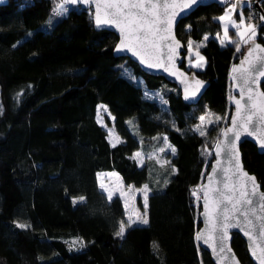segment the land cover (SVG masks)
Listing matches in <instances>:
<instances>
[{
	"label": "trees",
	"instance_id": "1",
	"mask_svg": "<svg viewBox=\"0 0 264 264\" xmlns=\"http://www.w3.org/2000/svg\"><path fill=\"white\" fill-rule=\"evenodd\" d=\"M254 2L245 10L260 18ZM59 3H0V264H214L197 241L196 192L221 134L209 128L201 136L195 128L207 109L231 117L230 70L247 49L217 40L216 18L225 9L200 7L177 28L186 47L209 37L205 67L190 71L209 86L189 104L174 84L116 57L118 37L96 31L91 10L68 6L54 16ZM258 29L264 44L261 23ZM101 105L123 139L116 146L98 121ZM164 138L176 151L170 163L148 159L141 167L134 153L153 152ZM241 149L264 190V154L250 142ZM112 171L151 190L148 224L123 235L124 203L109 199L98 179ZM233 247L243 264H253L238 234Z\"/></svg>",
	"mask_w": 264,
	"mask_h": 264
},
{
	"label": "water",
	"instance_id": "2",
	"mask_svg": "<svg viewBox=\"0 0 264 264\" xmlns=\"http://www.w3.org/2000/svg\"><path fill=\"white\" fill-rule=\"evenodd\" d=\"M61 1L63 2V0ZM162 2L163 0H161V3ZM176 2L179 5L187 2V0H176ZM111 3H113V0H82V2L81 0H77L75 5L68 6L91 10L96 31H109L118 37V42L114 49V55L116 57L129 58L146 74L161 77L167 82L174 84L180 89L182 97L186 103L197 104L202 99L209 84L207 81L199 79L194 74H191L189 70L183 68L187 49L185 43H183L177 36V28L182 20L191 16L198 8L215 4L222 9H226L229 5V0H199V3L193 5L190 10L183 11L180 7H177L175 11L178 15L175 17L170 31L167 33H159L155 38L156 43L154 46L151 43L152 38L150 37L147 47L139 45L135 41H129L127 31L122 34L120 28L115 24L97 25L95 19L97 14L101 20L110 18L108 13L109 11H114V9L110 10L106 8L105 5ZM262 4H264V0H255L254 2V6L260 15L261 25L264 27V10ZM97 6H99V9ZM169 11L172 10L170 9ZM121 41L129 43L132 50L121 49ZM177 41L179 44H177ZM255 45L264 48V44L260 41H251L244 57L239 62L234 63L231 67V97L229 99V105L232 108V112L227 128L232 127L231 119L237 117L235 100L241 99L242 90L244 99L241 100L242 111L240 116L245 115L244 109L249 95H252L253 97V100L250 103L254 104L257 109L264 107V95H262V93H264V77L256 78L255 83L251 84V92L246 88H243L239 79H233L234 76H239V73H234L232 71L233 66H241V61L245 59L249 49H253V53L251 57H248V60L253 63H257V56H264V53L259 52V50L255 48ZM133 51L137 52L138 55H133ZM141 58H143V63H141ZM148 64H160L162 66L150 68L147 66ZM243 67L249 68L250 65L248 62H245ZM196 81H200L201 83L197 85ZM193 92H195L194 96L192 95ZM186 95L189 97L188 99L185 98ZM237 118L239 119V117ZM256 128V135L248 136L242 134L240 139L235 142L236 147L233 151L238 153L239 165L242 167V171L237 167H234L233 164L228 161L224 153L217 156V149L214 145V160L200 186L201 226L197 233V237L199 236L200 238H197V241L201 249L210 254L214 264H243L233 247L235 234H238L246 243L248 257L253 264H261V257L264 256V252H262V249H264V199H262V196H264V190L257 177L245 168L241 149L244 143L250 142L257 147L259 153L264 154V150L261 149L259 139L257 138L258 135L264 133V125L257 121ZM218 142L226 144L227 140H225L223 136H220V139L216 143ZM217 161H219V164ZM213 167H216V173H213ZM244 173H247L249 177H255V184L258 186L255 188V194H252V181L248 180L247 177L244 176ZM214 189H219L224 196L230 197V199H224L219 196L217 192L213 191ZM205 191L208 192L207 212L204 201ZM245 191H247L249 195L242 196L241 193ZM221 199H223V203H220ZM248 199L252 200L251 204L244 203V201ZM233 204H235V207H233ZM225 205H227L230 219L227 222L228 226L222 228L219 218L223 214L221 209H223ZM241 212H244L247 218L245 215H241ZM249 221L251 222L249 223ZM221 233H226L223 238V252L219 250V236ZM254 251L255 255H253Z\"/></svg>",
	"mask_w": 264,
	"mask_h": 264
},
{
	"label": "snow or ice",
	"instance_id": "3",
	"mask_svg": "<svg viewBox=\"0 0 264 264\" xmlns=\"http://www.w3.org/2000/svg\"><path fill=\"white\" fill-rule=\"evenodd\" d=\"M82 2V0H81ZM77 3V0H63L62 3H59L57 7L53 10L54 16H61L65 15L70 9L68 5H75ZM199 3V0H187V2H184L182 4H177L176 0H163L161 3V0H113V3L106 4L105 7L114 11H109V19L101 20L99 15L97 14L95 19L97 25L100 24H115L117 27L120 28L121 33L124 34L125 31H127V36L129 41H135L139 45H144L147 47L149 38L151 37V43L154 46L156 43V36L161 32H169L171 25L175 19V17L178 15V13L175 11L177 7H180L181 10H190L193 5H196ZM235 7V5H233ZM99 9V6H97ZM172 11H169V10ZM221 21H229L231 24V27L235 29H239L243 25V17H241L240 23H236L235 20H233L232 16L229 14V12H226L225 15L219 17ZM248 31L254 32V27L249 24L247 26ZM224 35L227 37L228 35V26L226 25L224 27ZM243 36V34H240ZM223 43V41H222ZM177 44L179 42L177 41ZM191 45V41L189 42V46ZM121 49L124 50H132L129 43H126L125 41H121L120 45ZM255 48L259 50V52L264 53V48H261L259 45H255ZM237 51H240L239 47L237 48ZM253 53V49H249L247 56L244 60L241 61V66L236 67L233 66L232 71L234 73H239V76H234L233 79H239L241 81V84L243 88H246L249 92L252 91L251 84L255 83L256 78L258 77H264V56H257V63H253L252 61L248 60V57H251ZM133 55H138L137 52L133 51ZM198 59L200 61H203V57L199 56V53H196ZM143 58H141V63H143ZM245 62H248L250 67L244 68L243 65ZM148 67H161L160 64H148ZM201 63L195 64V67H201ZM201 82L196 81V84L199 85ZM192 95H195V92L192 93ZM264 95V93H262ZM188 99L189 97L186 95L185 97ZM244 99L243 90L241 92V99H236L235 104L237 106V117H233L231 119L232 127H228L221 132V136L225 140H227L226 144H222L220 142L215 144V148L217 149L216 155L219 156L221 153H224L226 155V158L230 163L233 164L234 167H237L239 170L242 171V167L239 165L238 160V153L234 152L233 150L236 147L235 142L238 141L242 134H246L248 136L256 135L257 134V128L256 123L259 121L262 125H264V107H260L259 109L256 108L254 104H251L250 102L253 100L252 95H249L247 97V101L245 104V115L240 116V113L242 111L241 108V100ZM255 118V119H254ZM205 117L201 116L200 120L204 121ZM217 121H219L221 118L217 117ZM196 131L199 132L201 136H204L206 133L205 131L201 130V128L198 126ZM260 142V147L262 150H264V133H261L257 137ZM166 141V138H164ZM170 147V146H169ZM171 152L174 153L175 149L171 148ZM219 164V161H217ZM217 169L216 167H213V173H216ZM244 176L247 177L248 180L252 181L253 184V192L252 194H255V188L258 187L255 184V177H249L247 173H244ZM147 186H145V189ZM213 191L217 192V194L224 199H230V197L224 196L222 192L219 191V189H214ZM195 194V193H194ZM242 196L249 195L247 191L241 193ZM111 198V196H109ZM262 199H264V196H262ZM204 201H205V207L207 212V204H208V192L205 191L204 193ZM147 202V196L145 195V206ZM220 203H223V199L220 200ZM245 204H251L252 200L248 199L244 201ZM233 207H235V204H233ZM221 212L223 213L222 216L219 218L221 227L226 228L228 226V221L230 219V216L228 215V208L227 205L224 206L223 209H221ZM241 215L246 214L244 212L240 213ZM247 218V217H246ZM144 223H147V221H143ZM251 221H249L250 223ZM23 227V225H18ZM124 222L121 223L119 232L117 235H123L124 233ZM248 234V233H246ZM226 233H221L219 236L220 244H219V250L221 252L224 251V245H223V238ZM197 238H200L199 236ZM262 252H264V249H262ZM253 255H255V251L253 252ZM261 264H264V256L261 257Z\"/></svg>",
	"mask_w": 264,
	"mask_h": 264
},
{
	"label": "rangeland",
	"instance_id": "4",
	"mask_svg": "<svg viewBox=\"0 0 264 264\" xmlns=\"http://www.w3.org/2000/svg\"><path fill=\"white\" fill-rule=\"evenodd\" d=\"M233 5H235V7H233ZM251 5H252V0H238L236 4L229 3V5L226 7L223 15H225L226 12H229L233 20L236 21V23L239 24L241 21V17H243V25L239 29H235L231 27V24L227 20L221 21L219 17L223 15L216 18L218 21H220L222 26V31L217 36V40L219 41L221 46L236 41L235 44L237 47H239V49L242 48L247 49L251 41L258 40V35H259L258 28H259V24L261 23L260 22L261 19L257 18L256 14L251 10L249 11L245 10L246 7H251ZM249 24H251L254 27V32L247 30V26ZM226 25L228 26L227 37H225L224 35V27ZM241 33L243 34V36L240 35ZM208 39L209 37H205L202 43H196L191 41L190 46L189 43L187 44L186 47L187 51L185 53L184 64H185V69L189 70V72L190 71L194 72L193 69H199L205 67L206 60L201 53V49L203 48V46L205 45ZM197 52L199 53V56L203 57V61H200L198 59L196 55ZM197 63H201L202 66L199 68L195 67V64ZM201 116L205 117L204 121L200 120ZM217 117H220L221 119L217 121L216 119ZM98 121L106 129L109 142L112 146H116L123 141L122 137L117 132L115 126H113L114 117L106 106L101 105L99 107ZM229 122L230 119L227 122V118H225L224 116L222 115L219 116L213 111L207 109L202 115L199 116L198 124L196 128L199 126L201 130L205 131V133L208 131L209 128L210 130L213 128V130L215 131L217 128V132L219 131L221 134L222 130L227 128ZM215 144L216 143H214V145ZM171 148L174 147L166 139V141L163 142L162 146L159 149L150 152L148 154L144 153L141 150H138L134 153L133 157L137 160L138 164L141 167L147 163L148 159H154L159 165H165L170 163L171 157H173L176 153V151L172 153ZM211 152L213 153V151ZM98 179L101 184L100 185L101 189L106 193L107 197L109 198V196H111V198L109 199H113L116 196H119L122 199L126 209V217H127V221L124 226L125 230L131 226L148 224V201H149V196L151 194V190L149 186L143 185L137 187L134 185H127L122 179L121 175L116 171L100 172L98 175ZM145 186H147L146 189ZM145 195L147 196L146 206H145ZM196 197L197 200H200V202H197V207H199L200 205L201 208L200 187L196 192ZM145 220L147 221V223L143 222Z\"/></svg>",
	"mask_w": 264,
	"mask_h": 264
},
{
	"label": "built area",
	"instance_id": "5",
	"mask_svg": "<svg viewBox=\"0 0 264 264\" xmlns=\"http://www.w3.org/2000/svg\"><path fill=\"white\" fill-rule=\"evenodd\" d=\"M238 0H229V3L236 4Z\"/></svg>",
	"mask_w": 264,
	"mask_h": 264
},
{
	"label": "crops",
	"instance_id": "6",
	"mask_svg": "<svg viewBox=\"0 0 264 264\" xmlns=\"http://www.w3.org/2000/svg\"><path fill=\"white\" fill-rule=\"evenodd\" d=\"M6 0H0V3L5 2Z\"/></svg>",
	"mask_w": 264,
	"mask_h": 264
},
{
	"label": "bare ground",
	"instance_id": "7",
	"mask_svg": "<svg viewBox=\"0 0 264 264\" xmlns=\"http://www.w3.org/2000/svg\"><path fill=\"white\" fill-rule=\"evenodd\" d=\"M62 2V1H61ZM92 12V11H91ZM187 70V69H186Z\"/></svg>",
	"mask_w": 264,
	"mask_h": 264
}]
</instances>
